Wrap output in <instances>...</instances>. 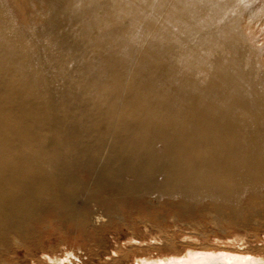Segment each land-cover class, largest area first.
Instances as JSON below:
<instances>
[{"label": "bare ground", "instance_id": "bare-ground-1", "mask_svg": "<svg viewBox=\"0 0 264 264\" xmlns=\"http://www.w3.org/2000/svg\"><path fill=\"white\" fill-rule=\"evenodd\" d=\"M149 198L224 237L148 210L114 255L3 257L40 220L99 228ZM262 214L264 0H0V264H264V238L220 226Z\"/></svg>", "mask_w": 264, "mask_h": 264}, {"label": "rangeland", "instance_id": "rangeland-1", "mask_svg": "<svg viewBox=\"0 0 264 264\" xmlns=\"http://www.w3.org/2000/svg\"><path fill=\"white\" fill-rule=\"evenodd\" d=\"M155 200V201H154ZM161 206L157 204V200L155 198H149L147 202V208H128L127 210H121L119 212V217L114 218L111 221V224L109 225H103L99 228H92V227H85L80 230H72L69 231V233L64 232L61 229L60 223L58 220H40L37 223V227H35L33 235L29 242H27L26 247H20V248H10V250L7 253L3 254V257L6 260H10V258H14L17 260L22 259L25 253L26 248L31 249L34 251L36 256H41L40 250L35 248V245L42 246L43 250L50 251V248H54L57 253H60L65 248L73 249L77 252L83 253L88 252L90 249L96 250V246L100 241L103 240L104 243H102V247L100 248L102 251H105V253H109V255H114V252H112V249L118 245L123 244L127 239H129L132 230L136 232V235L138 237L145 236L147 234V230L143 225H136L135 222H137L138 217L146 215L149 212H152L153 214L161 210ZM172 210L163 212L164 213V220L163 224L165 229H171L176 230L175 236L177 238L181 237L182 233H188L193 232L194 230H202L207 234V237L210 241H215V237H224L225 232H222L220 230L219 226L213 225L205 216H200L199 213H193V214H186L184 215V219L186 221H189L191 224L193 223V220L199 221L200 225H193V228H191V224H185L183 225V222L178 221L177 226L173 225V221H171L172 218L171 215L173 212ZM257 222H250L246 226L237 227L229 224H221V227H225L226 229H229V232L227 235H235L239 234L243 237L251 236V235H257V238L260 240L264 238V214L257 217ZM173 220V219H172ZM133 228V229H132ZM179 228L180 231H177ZM204 238V237H203ZM205 239V238H204ZM151 239H149L150 241ZM262 241L254 240L251 243L255 245L256 243H261ZM144 244V243H143ZM40 249V248H39ZM53 249V250H54ZM190 251L191 256L195 254H205L207 250L203 249H197V248H190L187 247L183 250V253L185 256H188L186 252ZM210 254L214 257V261H216L218 264L220 262H224L225 264H229L225 259L223 260V255H229L234 254L238 255L240 257H247L249 254L247 253H237L235 251H225L223 249H214V250H208ZM208 254V253H207ZM166 255V254H163ZM162 256V255H160ZM183 256L178 255V257ZM83 258L86 257V255H82ZM107 258L106 255H102V259ZM153 258V257H151ZM246 259V258H245ZM132 260V259H131ZM126 263H130V259L125 261ZM90 264H101L100 260H97L94 256H92ZM131 264H136V261H131ZM142 264V263H139ZM259 264V263H258Z\"/></svg>", "mask_w": 264, "mask_h": 264}]
</instances>
